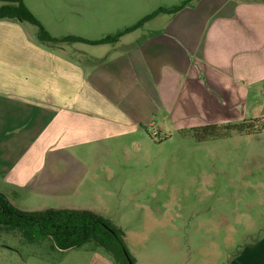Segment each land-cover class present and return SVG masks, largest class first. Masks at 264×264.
Wrapping results in <instances>:
<instances>
[{"label": "crops", "instance_id": "obj_1", "mask_svg": "<svg viewBox=\"0 0 264 264\" xmlns=\"http://www.w3.org/2000/svg\"><path fill=\"white\" fill-rule=\"evenodd\" d=\"M142 1L145 16L186 0ZM24 25L0 20V194L24 211L103 214L82 206L96 143L264 116V0H192L89 52ZM229 264H264V241Z\"/></svg>", "mask_w": 264, "mask_h": 264}, {"label": "rangeland", "instance_id": "obj_2", "mask_svg": "<svg viewBox=\"0 0 264 264\" xmlns=\"http://www.w3.org/2000/svg\"><path fill=\"white\" fill-rule=\"evenodd\" d=\"M24 2L55 37L102 39L116 26L131 27L146 16L142 0ZM24 24L36 32L35 26ZM92 46L66 45L87 52ZM260 118L264 124V116ZM261 126L251 134L204 142L192 134L155 128L96 143L93 155L83 159L94 169L89 179L97 196L82 206L96 208L124 231L136 264H229L264 241ZM0 264L115 263L93 242L61 251L49 238L26 243L17 233L0 235Z\"/></svg>", "mask_w": 264, "mask_h": 264}, {"label": "trees", "instance_id": "obj_3", "mask_svg": "<svg viewBox=\"0 0 264 264\" xmlns=\"http://www.w3.org/2000/svg\"><path fill=\"white\" fill-rule=\"evenodd\" d=\"M192 0L172 8H159L146 15L135 25L114 35L102 39H86L77 35L55 37L44 27L41 21L25 4L24 0H0V20L9 19L20 23H28L36 27L37 41L48 46L85 43L90 45L117 42L125 34L141 27L160 14L176 13L185 8ZM262 118L245 120L235 125H207L182 131L192 134L199 141L229 137L232 133L251 134L262 124ZM260 128V130L262 129ZM0 231L3 234L19 233L26 243H34L49 238L55 248L67 251L80 248L89 242L108 252L115 264H136L130 253L125 233L104 216L90 210L48 208L36 211H24L12 204L0 194Z\"/></svg>", "mask_w": 264, "mask_h": 264}, {"label": "water", "instance_id": "obj_4", "mask_svg": "<svg viewBox=\"0 0 264 264\" xmlns=\"http://www.w3.org/2000/svg\"><path fill=\"white\" fill-rule=\"evenodd\" d=\"M130 264H133L131 261H129Z\"/></svg>", "mask_w": 264, "mask_h": 264}]
</instances>
